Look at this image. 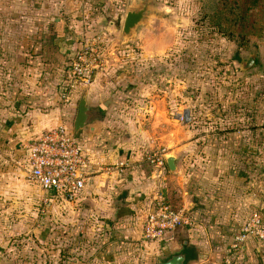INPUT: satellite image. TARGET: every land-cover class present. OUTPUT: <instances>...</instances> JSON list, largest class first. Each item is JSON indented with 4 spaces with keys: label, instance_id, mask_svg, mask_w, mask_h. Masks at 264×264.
I'll return each mask as SVG.
<instances>
[{
    "label": "crops",
    "instance_id": "crops-1",
    "mask_svg": "<svg viewBox=\"0 0 264 264\" xmlns=\"http://www.w3.org/2000/svg\"><path fill=\"white\" fill-rule=\"evenodd\" d=\"M123 2L0 0V215L34 216L41 200L49 213L59 209L70 218L77 214L86 221L81 224L97 228L96 264L135 262L129 256L136 251L137 264L165 263L180 254L185 264H264V243L249 238L240 249L232 247L233 233L252 214L264 217V179L260 174L249 177L247 165H242L241 157L252 151L245 144L247 131L230 133L223 144L208 139L199 146L198 138L184 143L190 129H173L179 114L169 110L173 101L163 96L166 91L153 95L157 80L161 89L171 82L168 60H163L169 56L167 47L141 49V77L139 65L107 64L79 87L70 105L63 103L73 57L92 34L118 31V22L106 24L101 11L118 9ZM111 13L116 19L117 12ZM164 18H158L160 24L168 25ZM144 30H153L151 21ZM149 38L161 42L164 35ZM156 57L161 69L154 82ZM84 96L93 118L76 133ZM59 125L72 133L91 162L85 168L86 187L71 202L28 181L27 143ZM162 150L164 168L149 165L147 156ZM171 157L174 170L166 161ZM158 198L184 211L191 225L162 242L145 243L142 223Z\"/></svg>",
    "mask_w": 264,
    "mask_h": 264
},
{
    "label": "rangeland",
    "instance_id": "rangeland-1",
    "mask_svg": "<svg viewBox=\"0 0 264 264\" xmlns=\"http://www.w3.org/2000/svg\"><path fill=\"white\" fill-rule=\"evenodd\" d=\"M130 1L124 0L118 9L108 6L101 11L106 24L118 22V31L106 30L100 34L107 64L130 68L139 65L141 77V49L145 45L167 47L169 56L162 57L168 60L171 72L167 81L171 82L161 89L159 77L155 76L161 69V61L160 57L154 58L152 81L157 80V83L153 85V95L166 91L163 96L173 101L169 110L172 108L170 111L174 114L178 111L177 115L188 116L184 122L177 117L178 123L173 129H190L184 143L198 138L199 146L207 144L208 139L227 143L230 133L233 136L236 130H246L245 144L252 151L241 157L242 165H247L249 177L260 174L264 179V31L261 39L252 37L248 48L239 50L234 41L211 33L208 25L202 24V9L208 0H155L156 11L165 17L168 25L160 24L158 18L152 19L153 30L141 28L138 39L122 46V30ZM111 11L117 12L116 19ZM66 12L70 13L68 9ZM160 33L164 35L163 41L154 38L150 42V35ZM91 36L83 45L98 35ZM251 56L255 57L256 64L243 71L240 61H247ZM185 153L191 155V152ZM40 203L34 216L0 215V264H96L97 228L92 230L88 224H81L86 221L75 213L71 218L65 210L49 213L42 200ZM137 253L129 256H135V262L122 260L119 264H137Z\"/></svg>",
    "mask_w": 264,
    "mask_h": 264
},
{
    "label": "built area",
    "instance_id": "built-area-1",
    "mask_svg": "<svg viewBox=\"0 0 264 264\" xmlns=\"http://www.w3.org/2000/svg\"><path fill=\"white\" fill-rule=\"evenodd\" d=\"M102 40L103 36L98 35L86 42L73 57L64 83V104L70 105L79 87L89 84L107 66ZM186 118L188 116L185 113L178 115L182 122ZM26 150L30 183L45 192L62 195L69 202L79 197L88 181L85 168L91 162L65 126L59 125L29 141ZM165 156V150L157 151L147 156L146 161L149 165L163 169ZM123 167V164H119V168ZM190 225L191 221L184 211L175 210L165 199L158 198L142 223L141 238L145 243H159L178 229ZM249 238L264 243V218L259 213L252 214L238 230L232 239V247L240 249Z\"/></svg>",
    "mask_w": 264,
    "mask_h": 264
},
{
    "label": "trees",
    "instance_id": "trees-1",
    "mask_svg": "<svg viewBox=\"0 0 264 264\" xmlns=\"http://www.w3.org/2000/svg\"><path fill=\"white\" fill-rule=\"evenodd\" d=\"M201 21L208 30L247 49L252 37L261 39L264 31V0H208ZM255 35V36H253Z\"/></svg>",
    "mask_w": 264,
    "mask_h": 264
},
{
    "label": "water",
    "instance_id": "water-1",
    "mask_svg": "<svg viewBox=\"0 0 264 264\" xmlns=\"http://www.w3.org/2000/svg\"><path fill=\"white\" fill-rule=\"evenodd\" d=\"M163 15L159 14L155 9V0H131L125 14V20L122 30V46L128 42L136 39L141 28L149 27V22L155 18H161ZM255 57L251 56L247 61H241V69L248 71L255 65ZM93 118L92 113L87 107L86 97L84 96L79 103L78 115L75 121V132L78 133L84 129L86 125ZM168 166L173 169L174 158H168ZM185 255L180 254L174 256L169 261L159 264H185Z\"/></svg>",
    "mask_w": 264,
    "mask_h": 264
},
{
    "label": "flooded vegetation",
    "instance_id": "flooded-vegetation-1",
    "mask_svg": "<svg viewBox=\"0 0 264 264\" xmlns=\"http://www.w3.org/2000/svg\"><path fill=\"white\" fill-rule=\"evenodd\" d=\"M255 64H256V61H255Z\"/></svg>",
    "mask_w": 264,
    "mask_h": 264
}]
</instances>
